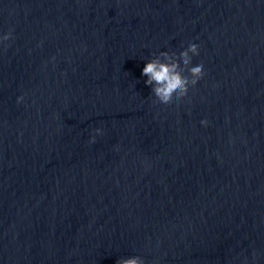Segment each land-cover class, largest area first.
Instances as JSON below:
<instances>
[{"label": "water", "instance_id": "obj_1", "mask_svg": "<svg viewBox=\"0 0 264 264\" xmlns=\"http://www.w3.org/2000/svg\"><path fill=\"white\" fill-rule=\"evenodd\" d=\"M9 29L0 264H264V0H0ZM190 41L160 106L145 59Z\"/></svg>", "mask_w": 264, "mask_h": 264}, {"label": "clouds", "instance_id": "obj_2", "mask_svg": "<svg viewBox=\"0 0 264 264\" xmlns=\"http://www.w3.org/2000/svg\"><path fill=\"white\" fill-rule=\"evenodd\" d=\"M11 29L0 31V42L9 40ZM200 46L190 41L186 48L178 53L158 52L145 59L141 68V75L146 74L144 84L150 89L151 96L160 106H167L173 101L179 102L188 93L190 86L195 85L204 75L203 63H193V57L199 54ZM23 94L16 96L17 102L23 101ZM206 118L200 120L201 125H207ZM90 141L96 140L97 134H102L99 126L91 130ZM118 147V146H117ZM119 264H145L141 256H128L122 258Z\"/></svg>", "mask_w": 264, "mask_h": 264}]
</instances>
